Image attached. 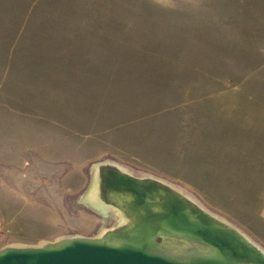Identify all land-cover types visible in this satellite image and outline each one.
<instances>
[{"label": "rangeland", "instance_id": "rangeland-1", "mask_svg": "<svg viewBox=\"0 0 264 264\" xmlns=\"http://www.w3.org/2000/svg\"><path fill=\"white\" fill-rule=\"evenodd\" d=\"M49 2L35 23L88 18L104 41L41 56L31 26L27 45L0 51V114L22 117L16 144L0 139V247L122 227L113 204L86 199L111 164L264 248V0Z\"/></svg>", "mask_w": 264, "mask_h": 264}, {"label": "water", "instance_id": "water-1", "mask_svg": "<svg viewBox=\"0 0 264 264\" xmlns=\"http://www.w3.org/2000/svg\"><path fill=\"white\" fill-rule=\"evenodd\" d=\"M104 200L124 212L123 226L94 236H65L35 246L0 247V264H264V250L239 229L172 185L105 164ZM178 242L182 250H168ZM191 244L197 249H189Z\"/></svg>", "mask_w": 264, "mask_h": 264}, {"label": "crops", "instance_id": "crops-1", "mask_svg": "<svg viewBox=\"0 0 264 264\" xmlns=\"http://www.w3.org/2000/svg\"><path fill=\"white\" fill-rule=\"evenodd\" d=\"M49 3H54L50 0ZM48 9L47 0H0V51L2 57H8L6 51L15 50L22 42L27 45V41H30L31 26L35 28V34L33 38L36 40L37 49L41 52V56H45V49L49 43L51 51H55V56L59 57L57 52L67 51L68 53L89 52V44L98 41H104L103 34L96 36V27L102 25V23H93L88 18H65L60 19L58 17L51 18L50 21L36 22V18L33 15L37 11H43ZM55 12L56 7L49 8ZM56 13V12H55ZM39 20V19H38ZM65 21L66 23H64ZM46 22V23H45ZM48 26L47 30L45 29ZM100 31V30H99ZM98 38H96V37ZM6 50V51H5ZM83 50V51H82ZM40 56V57H41ZM70 57H90L89 54H68ZM61 57V56H60ZM1 72H4L3 70ZM20 114V113H19ZM14 112V109H6V112L0 114V139L4 137L10 139L8 149L10 146L15 145V121L21 120V116ZM7 133V134H6ZM4 141H0V145L3 147ZM102 167V166H101ZM263 218H264V200H263ZM264 220V219H263ZM229 223V222H228ZM231 224V223H230ZM232 225V224H231ZM235 227V226H234ZM238 229V228H237ZM74 236V235H70ZM82 236V235H80ZM65 237L58 236L52 240ZM89 237V236H88ZM44 240V241H52ZM38 243H26L18 245L35 246ZM3 247V246H2ZM264 250V248H262Z\"/></svg>", "mask_w": 264, "mask_h": 264}, {"label": "bare ground", "instance_id": "bare-ground-1", "mask_svg": "<svg viewBox=\"0 0 264 264\" xmlns=\"http://www.w3.org/2000/svg\"><path fill=\"white\" fill-rule=\"evenodd\" d=\"M97 175H93V180H92V186L89 190V193L86 197V199L88 200V202L92 203L94 205V207H97L98 205L103 204L102 202L99 201V199L97 198V193H96V187H97ZM107 206H104V208ZM108 209V208H106ZM114 211V210H113ZM114 217L116 218V220L121 223L124 222V217L121 213V211H119L118 209H115L114 211Z\"/></svg>", "mask_w": 264, "mask_h": 264}, {"label": "flooded vegetation", "instance_id": "flooded-vegetation-1", "mask_svg": "<svg viewBox=\"0 0 264 264\" xmlns=\"http://www.w3.org/2000/svg\"><path fill=\"white\" fill-rule=\"evenodd\" d=\"M101 168H102V167H101ZM101 168L95 173V175H98V174H99ZM97 194H98V195H97V198L99 199V201L102 202L103 204H105V203H104L105 200H104V196H103V191L100 189V191H99ZM174 244H175L176 246L181 245V244L178 243V242H176V243H174ZM191 245H192V246H191L189 249H194L195 247H197V248L199 247L198 245H195V244H191ZM176 246H175V247H176ZM189 249H188V250H189ZM181 251L184 252L185 250H182V249H181Z\"/></svg>", "mask_w": 264, "mask_h": 264}]
</instances>
